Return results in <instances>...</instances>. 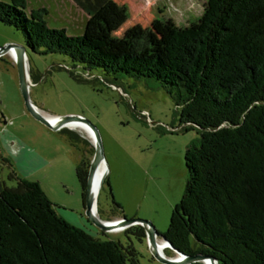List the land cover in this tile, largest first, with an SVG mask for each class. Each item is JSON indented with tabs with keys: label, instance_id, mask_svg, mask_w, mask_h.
<instances>
[{
	"label": "trees",
	"instance_id": "1",
	"mask_svg": "<svg viewBox=\"0 0 264 264\" xmlns=\"http://www.w3.org/2000/svg\"><path fill=\"white\" fill-rule=\"evenodd\" d=\"M72 1L90 17L89 24L107 19L112 4ZM46 15V9L29 12L25 0L0 1V22L19 31L28 49L64 55L89 77L97 70L113 81L120 74L154 79L177 94L183 129L199 132L198 145L185 155L184 195L160 238L188 256L264 264V0H207L198 25L173 29L162 55L152 58L116 54L87 31L69 36L50 28ZM60 133L82 153L76 174L85 204L95 149L87 157L91 144L85 138L68 129ZM10 178L16 187L0 184V264H140L131 244L93 237L67 222L39 182L15 173ZM107 183L106 178L98 202ZM112 200L104 221L125 218L113 195ZM124 233L146 240L139 225Z\"/></svg>",
	"mask_w": 264,
	"mask_h": 264
},
{
	"label": "rangeland",
	"instance_id": "2",
	"mask_svg": "<svg viewBox=\"0 0 264 264\" xmlns=\"http://www.w3.org/2000/svg\"><path fill=\"white\" fill-rule=\"evenodd\" d=\"M25 1L29 12L46 9L45 19L52 29H64L69 36H83L87 31L93 38L106 40L116 54L151 58L162 55L173 29L196 27L207 3L165 0L161 4L166 16L157 19L152 13L154 6L146 4L147 0H120L108 7L107 19L98 17L95 24H89L90 17L72 0ZM6 45L27 46L19 31L0 22V48ZM27 54L32 102L51 117L80 116L100 134L108 183L99 199L97 216L102 220L109 217L113 195L127 220L151 222L159 234H164L185 192L186 152L200 139L197 130L183 129L177 94L154 79L135 80L120 74L113 81L97 70L89 77L83 68H72L64 55H43L30 49ZM83 78L90 81H81ZM0 120L7 122L2 123L5 132H0V184L17 186L10 178L13 170L21 178L37 181L56 212L71 225L96 238L131 244L139 253L140 264H164L153 258L146 240L141 242L135 235L124 233L126 229L104 232L88 219L76 174L82 153L71 146L65 134L52 131L28 112L15 59L9 53L0 58ZM68 130L91 144L86 147L87 157H91L94 145L89 137L81 130ZM164 254L177 257L169 248Z\"/></svg>",
	"mask_w": 264,
	"mask_h": 264
},
{
	"label": "water",
	"instance_id": "3",
	"mask_svg": "<svg viewBox=\"0 0 264 264\" xmlns=\"http://www.w3.org/2000/svg\"><path fill=\"white\" fill-rule=\"evenodd\" d=\"M27 46L20 47L17 45H6L0 48V58L6 54H11L12 50L16 51L15 63L18 70L19 76V86L21 95L23 97L25 107L28 112L39 122L47 126L54 132L61 131L63 129H69V125L72 123H78L85 125L89 128L93 133L94 138V155L92 161L90 163L88 180H87V191H86V203H85V211L88 219L95 224L98 228H100L104 232H119L123 229L130 228L132 226H142L145 230L146 241L148 242V246L150 252L154 259L158 260L164 264H195V263H203V264H220V262L210 256H205L201 254H197L194 256L185 255L176 249H174L167 240L164 238H160L159 233L156 231L155 227L151 222L141 221V220H127L126 218H122L117 221H104L99 216H96L94 209L98 211V198L101 192V188L104 184V181L107 176L108 168L106 173L100 180L97 186H95L97 173L103 163L105 162V152L102 144V140L100 138V134L98 130L86 119L80 116H66V117H56V121L54 123L51 122L48 115L42 113V111L32 102L30 97V89L33 85L31 82V75L29 70V58L27 54ZM165 242L164 245L166 248L171 249L176 255L177 259L167 258L163 252L160 250L159 243Z\"/></svg>",
	"mask_w": 264,
	"mask_h": 264
},
{
	"label": "bare ground",
	"instance_id": "4",
	"mask_svg": "<svg viewBox=\"0 0 264 264\" xmlns=\"http://www.w3.org/2000/svg\"><path fill=\"white\" fill-rule=\"evenodd\" d=\"M11 55L15 58L16 57V51L15 50H12L11 52ZM44 114V113H43ZM48 115V114H46ZM51 120L52 123H54L56 121V118L55 117H51V116H48ZM70 129H77V130H81L80 132H84L90 139V141L94 144V138H93V133L92 131L87 128L85 125H82V124H78V123H72L68 126ZM106 164L103 163L97 173V176H96V181H95V186L98 185V183L100 182V180L102 179V177L104 176V174L106 173ZM94 212L97 216V209H94ZM166 243L165 242H160L159 245H160V250H166V247L164 246ZM178 257L174 258V259H177Z\"/></svg>",
	"mask_w": 264,
	"mask_h": 264
},
{
	"label": "crops",
	"instance_id": "5",
	"mask_svg": "<svg viewBox=\"0 0 264 264\" xmlns=\"http://www.w3.org/2000/svg\"><path fill=\"white\" fill-rule=\"evenodd\" d=\"M163 1H165V0H147V2H146V4H150V5H153L154 6V9L152 10V13H153V15L157 18V19H164L165 18V16H166V13H165V11L162 9V4H161V2H163ZM171 2H174V0H170ZM114 2H116L117 4H119V2H120V0H112V4H114ZM207 2V1H206ZM205 2V3H206ZM175 3H177L176 1H175ZM188 3V2H187ZM204 3V2H203ZM206 5H207V3H206ZM188 6H189V3H188ZM112 8V10H114V8L115 7H111ZM175 23H177V22H175ZM43 113V112H42ZM45 114V113H44ZM46 115V114H45ZM2 123L4 124V125H7V122H2L1 120H0V132H5L4 131V129L5 128H3L2 127ZM2 134H4V133H2ZM4 137H6L7 138V136L4 134ZM18 169L19 170H21V166L20 167H18ZM23 171V170H22ZM12 172H14L15 174H16V172L13 170ZM23 172H25V171H23ZM17 175V174H16ZM18 176V175H17ZM19 177V176H18ZM21 178V177H20ZM120 232V231H119Z\"/></svg>",
	"mask_w": 264,
	"mask_h": 264
}]
</instances>
